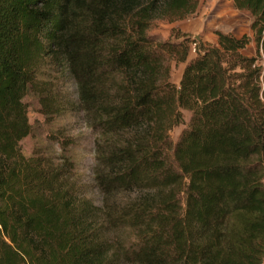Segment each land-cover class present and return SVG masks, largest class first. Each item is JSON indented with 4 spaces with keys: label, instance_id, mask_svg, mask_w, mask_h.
Segmentation results:
<instances>
[{
    "label": "trees",
    "instance_id": "trees-1",
    "mask_svg": "<svg viewBox=\"0 0 264 264\" xmlns=\"http://www.w3.org/2000/svg\"><path fill=\"white\" fill-rule=\"evenodd\" d=\"M233 2L253 55L246 32L192 40V57L186 32L148 33L197 0H0V264H264V0ZM170 61L185 63L177 84ZM45 66L73 79L98 135L99 202L67 143L56 161L20 151L29 91L64 109Z\"/></svg>",
    "mask_w": 264,
    "mask_h": 264
},
{
    "label": "rangeland",
    "instance_id": "rangeland-1",
    "mask_svg": "<svg viewBox=\"0 0 264 264\" xmlns=\"http://www.w3.org/2000/svg\"><path fill=\"white\" fill-rule=\"evenodd\" d=\"M252 15L247 10L237 9L233 0H197L195 12L180 21L169 22L165 19H155L148 33L161 40L169 39L172 30L179 29L186 32L191 44L189 57L194 55L192 40L214 43L215 30L240 35L246 32L250 41L244 48L245 54L256 52V42L250 23ZM181 39V38H180ZM184 62L170 61V79L179 82ZM39 79H51V92H54L59 103L63 104L57 114L43 113L39 94L29 91L23 98L27 108L30 132L19 141V148L23 155H41L57 160L60 152L59 141L67 143L66 151L72 155L75 162V176L79 185L83 186V193L95 202H99L100 193L93 181V167L95 160V143L97 133L87 125L82 111L77 107L76 85L65 72H53L49 66L43 67ZM182 123L170 131L171 139L175 142L182 131L188 126L190 111L183 110ZM108 237L112 239V231Z\"/></svg>",
    "mask_w": 264,
    "mask_h": 264
}]
</instances>
